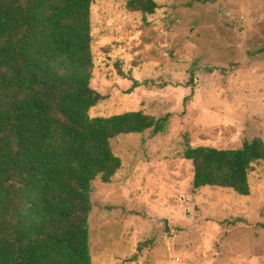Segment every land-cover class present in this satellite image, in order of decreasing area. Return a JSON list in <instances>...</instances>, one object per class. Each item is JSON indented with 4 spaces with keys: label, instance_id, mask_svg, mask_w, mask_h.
Returning a JSON list of instances; mask_svg holds the SVG:
<instances>
[{
    "label": "rangeland",
    "instance_id": "obj_1",
    "mask_svg": "<svg viewBox=\"0 0 264 264\" xmlns=\"http://www.w3.org/2000/svg\"><path fill=\"white\" fill-rule=\"evenodd\" d=\"M92 0V118L168 116L111 141L121 168L91 184V264H264V161L250 193L192 188L186 147L264 142V0ZM169 231L165 232L164 221Z\"/></svg>",
    "mask_w": 264,
    "mask_h": 264
},
{
    "label": "trees",
    "instance_id": "obj_2",
    "mask_svg": "<svg viewBox=\"0 0 264 264\" xmlns=\"http://www.w3.org/2000/svg\"><path fill=\"white\" fill-rule=\"evenodd\" d=\"M92 0H0V264H91V184L121 168L111 141L164 131L168 116L92 118ZM151 15L153 0H128ZM192 188L248 196L264 142L186 147Z\"/></svg>",
    "mask_w": 264,
    "mask_h": 264
},
{
    "label": "water",
    "instance_id": "obj_3",
    "mask_svg": "<svg viewBox=\"0 0 264 264\" xmlns=\"http://www.w3.org/2000/svg\"><path fill=\"white\" fill-rule=\"evenodd\" d=\"M164 225H165V232H168L169 228H168V221L167 220L164 221Z\"/></svg>",
    "mask_w": 264,
    "mask_h": 264
}]
</instances>
